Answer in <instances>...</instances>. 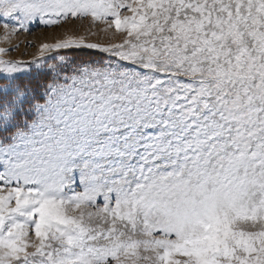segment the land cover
Instances as JSON below:
<instances>
[{"label":"snow or ice","instance_id":"snow-or-ice-1","mask_svg":"<svg viewBox=\"0 0 264 264\" xmlns=\"http://www.w3.org/2000/svg\"><path fill=\"white\" fill-rule=\"evenodd\" d=\"M0 17L6 42L89 17L122 34L31 61L0 47V264H264V0H0Z\"/></svg>","mask_w":264,"mask_h":264},{"label":"rangeland","instance_id":"rangeland-1","mask_svg":"<svg viewBox=\"0 0 264 264\" xmlns=\"http://www.w3.org/2000/svg\"><path fill=\"white\" fill-rule=\"evenodd\" d=\"M130 14V13H129ZM4 18L0 17V47L9 49L5 56L6 59H14L17 61H31L33 57L38 55L39 48L44 43H54L58 40L67 38L68 36H83L87 42L107 43L109 41L120 42L122 34L115 33L114 29H109L107 33L103 31L106 27L103 22L93 23L91 17L77 20L70 19L67 22H61L60 25L45 26L39 21L29 25L28 31H20L18 34L10 35L8 42L3 40L5 30L3 28ZM92 33H96L93 35ZM77 59H95L106 58V55L91 49H71L61 50ZM51 56L55 53H46ZM77 190H81L79 187ZM102 204V200L99 201ZM30 239L35 240L34 234L30 233ZM32 249H29L31 251ZM256 253H253L255 256ZM183 259V257H175Z\"/></svg>","mask_w":264,"mask_h":264}]
</instances>
